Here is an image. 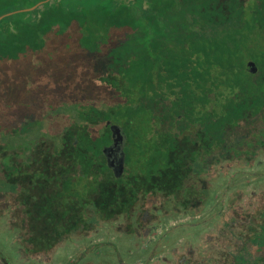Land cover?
<instances>
[{"label":"trees","instance_id":"obj_1","mask_svg":"<svg viewBox=\"0 0 264 264\" xmlns=\"http://www.w3.org/2000/svg\"><path fill=\"white\" fill-rule=\"evenodd\" d=\"M41 1L0 0V15L12 12L0 19V264H38L32 255L115 215L139 226L130 210L158 195L143 210L148 225L191 218L131 264L166 250L169 236L184 237L169 264H264V212L240 204L234 186L238 174L255 176L264 204V0H47L20 10ZM112 126L123 136L120 173L102 152ZM129 234L117 231L115 264H127L118 243ZM93 245L94 264L110 260Z\"/></svg>","mask_w":264,"mask_h":264},{"label":"rangeland","instance_id":"obj_2","mask_svg":"<svg viewBox=\"0 0 264 264\" xmlns=\"http://www.w3.org/2000/svg\"><path fill=\"white\" fill-rule=\"evenodd\" d=\"M13 152V150H10ZM105 160V159H104ZM260 165L264 167V159L260 162ZM111 176V172L107 171V173L100 178L101 183H105V181L109 182V177ZM160 177V176H159ZM158 177V178H159ZM157 179V178H156ZM255 176H252L249 173H241L238 174L237 177H235L234 180V186L236 188H239L242 192L240 204H242L246 208H250L253 213H260L264 212V204L260 203L258 201L257 197V190L256 185L254 183ZM120 184V182H118ZM146 183V182H145ZM183 185L186 187L188 185L187 178H184ZM122 188V186L119 187V189ZM103 195V192L100 193ZM193 193H190L188 195L187 200H183L184 202H189V200L194 199L195 196H193ZM97 197V196H96ZM95 196H91V199L96 201L98 198ZM162 200V197L158 195L155 196L154 201H151L147 204L141 203V205L138 203L137 207H134L132 210H130L129 215L130 217H133V215L137 216V221L141 224H138L139 226L133 224L131 220L129 221H123L121 218H117V215L111 217L109 220L104 221V225L99 226L96 228L92 233L86 234L83 238L79 240V242L72 243L70 241L63 240L60 242L56 247H59V249H55V253L50 252L49 254H34L31 256V259L34 260V262H37L38 264H54L55 262H64L66 264V259L71 263H78V264H94L92 259H94L91 256H88L90 254L91 250L90 248H93L95 245L101 246V243L103 246H106V249L104 252H101L105 254V257H107L110 260L104 261L103 263L98 264H115V255L116 252L114 251L113 244L114 239L117 238V231L122 229L124 231H127L129 236H125V241L119 242L118 251H124V257L122 258L123 261L127 264L133 263L132 261H129L128 257L136 258L137 256L140 257V259L144 260L147 258V253H142L141 250L146 248L150 243L157 239L162 233L165 232V227H168L172 223L176 222H183L189 220L191 217L188 216H181L177 218V220H171L168 221L166 224H150L148 225L147 217L145 215L146 208H152L156 206L160 201ZM144 204V205H143ZM140 205V206H139ZM143 205V206H142ZM217 203L215 201L207 203L206 209L203 211L202 214L198 216L199 219L203 216V218L208 217L209 214L213 213L216 209ZM91 208L86 209L88 213H91L89 210ZM75 216L77 214V211H74L71 213ZM14 216V215H13ZM72 217V218H74ZM145 218V220H144ZM197 218V217H196ZM142 220V221H141ZM199 232V239L203 242V240L206 239L207 233L211 229V220H205L202 222L200 226H198ZM116 230V231H115ZM75 232H78L75 231ZM141 234H144L143 236ZM184 237H178L173 242L172 237L169 236L166 239L160 240V245L164 247V249L160 253L157 254V256L150 258L149 261H147L146 264H169V259L167 255H169L172 251L171 247L179 248L183 243ZM121 239V238H120ZM123 239V237H122ZM187 240V238H186ZM126 242V243H125ZM187 242V241H186ZM63 245V246H62ZM122 246H125V248H121ZM179 250V249H178ZM87 251V252H86ZM117 251V254H118ZM262 259H264V253L262 254ZM58 264V263H55Z\"/></svg>","mask_w":264,"mask_h":264},{"label":"water","instance_id":"obj_3","mask_svg":"<svg viewBox=\"0 0 264 264\" xmlns=\"http://www.w3.org/2000/svg\"><path fill=\"white\" fill-rule=\"evenodd\" d=\"M45 1H47V0H44V1L38 2L37 4H35L34 6H32V7H30V8H23V9H20V10L33 9V8H35L36 6H38L39 4H41V3L45 2ZM11 13H12V12H8V13H5V14L0 15V19L3 18V17L6 16V15L11 14ZM246 68H247V70H248L249 72H251V73H255L256 70H257L255 64H254L252 61H248V62L246 63ZM111 129H112V130H111V131H112V136H114V135H113L114 133L118 134V136H117V138L115 137L116 139H114V140L112 141L111 145H109V146L106 147V148H103V152H105V151L108 150L109 148H113V147H115V151H114V152H115V155L117 156L116 158H117V160H118V164L121 165V163H122V161H123V154H122V147L120 146V144L122 145V143H123V142H122V141H123V136L121 135L120 130H119V128H118L117 126H112Z\"/></svg>","mask_w":264,"mask_h":264},{"label":"flooded vegetation","instance_id":"obj_4","mask_svg":"<svg viewBox=\"0 0 264 264\" xmlns=\"http://www.w3.org/2000/svg\"><path fill=\"white\" fill-rule=\"evenodd\" d=\"M112 130V129H111ZM114 136H112V134H111V142L108 144V145H106L104 148H106V147H108L109 145H111V143H112V141L114 140V139H116L117 138V136H118V134H116V133H114L113 134ZM116 137V138H115ZM120 146L122 147V149H123V144L121 145L120 144ZM115 147H113V148H109L108 150H106L105 152H103V149H102V152L104 153V155H105V158H106V162H107V165H109V167L115 172V173H120L121 171H122V169H123V161H122V163H121V165L120 164H118V160H117V156L115 155ZM137 205V204H136Z\"/></svg>","mask_w":264,"mask_h":264}]
</instances>
